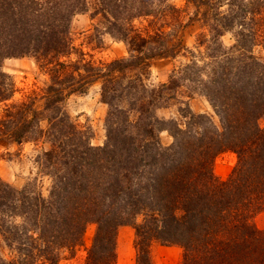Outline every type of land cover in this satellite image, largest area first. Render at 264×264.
I'll list each match as a JSON object with an SVG mask.
<instances>
[{
	"label": "trees",
	"instance_id": "16d2710c",
	"mask_svg": "<svg viewBox=\"0 0 264 264\" xmlns=\"http://www.w3.org/2000/svg\"><path fill=\"white\" fill-rule=\"evenodd\" d=\"M86 1L0 0V137L14 143L45 138L42 162L51 178L45 197L0 178V238L7 249L0 264H60L82 244L89 223L96 231L83 264H116L119 224L134 229L136 264H152L154 242L181 247L180 264H264V229L253 223L264 211V0H188L205 5L204 16L214 12L205 23L209 37L204 35L198 56L149 86L140 77L148 59L181 51L180 44H170L179 9L164 0L146 9L168 29H147L132 45L130 38L126 58L63 62L60 56L71 49L70 17ZM100 2L117 8L140 3ZM225 32L233 37L229 46L220 40ZM22 54L34 56L48 84L19 100L1 63ZM94 81L110 106L102 146H92L89 132L76 128L60 106L63 90L82 91ZM186 85L206 98L216 120L188 106L178 109L182 122L155 115ZM36 90L45 100L42 112L32 108ZM160 131L171 135L169 146L161 144ZM224 151L237 161L222 181L213 162Z\"/></svg>",
	"mask_w": 264,
	"mask_h": 264
},
{
	"label": "rangeland",
	"instance_id": "374dc122",
	"mask_svg": "<svg viewBox=\"0 0 264 264\" xmlns=\"http://www.w3.org/2000/svg\"><path fill=\"white\" fill-rule=\"evenodd\" d=\"M139 1L138 5L131 8L121 2L117 8L115 4L114 6L108 3L103 5L100 0H87L86 7L70 17L67 43L71 49L68 51L70 53L63 57L60 56V59L67 62L83 57L85 60L93 58L94 61L107 62L113 59L126 58L129 55L128 41L130 38L131 45L132 42L134 44L139 43L145 36L147 29L153 32L159 28L160 24H163L160 29L166 31L168 28L165 27L163 19H160L158 15H146L144 12L147 11L146 9L159 6L158 0H152L155 1L153 4H149V0ZM209 1L213 0H202L201 2L207 3ZM164 2L165 5H172L179 9L176 16L179 26L175 33V40H172L170 44H180L181 51L174 57L156 56L148 59V66H144L140 70V77L148 86L158 85L165 81L173 69L186 62L189 57L199 55V50L202 49L199 46L204 35L209 37L205 27L206 19L210 20L211 14H214L213 11L208 10L204 16L205 5L202 3H198L195 7L188 0H164ZM225 8L224 5L222 9ZM105 11L110 16V22L104 16ZM112 34L115 36L112 37ZM125 35L127 41L124 39ZM220 40L224 46H229L233 42V37L230 33L225 32ZM139 54L142 55V53ZM1 66L17 88L14 99L26 98V92L40 87L44 88L48 84V75L44 71L45 69L38 64V61L31 54L7 57L2 61ZM80 72L83 70L81 69ZM132 73L134 72L130 74ZM100 88L99 81L85 85L82 91L79 89L69 92L68 89L70 90V88H67L62 91L65 95L60 102L61 111L68 115L74 126L89 132V141L92 146H102L106 141L107 134L104 120L110 106L102 102ZM36 91L32 108L42 112L45 100L41 93ZM115 104L120 106L118 101ZM118 106L116 107L119 108ZM183 106H188L195 114L203 113L216 120L214 111L206 98L188 85L182 86L177 99L171 101L168 107L155 110V115L160 119L173 118L182 122V116L178 109ZM3 107V104H0V109ZM158 136L163 146H169L173 141L167 131H160ZM3 137H0V178L16 189L28 185L42 196H47L51 186V178L47 175V169H45L42 158L44 152L49 148L48 142L45 141V138H41L35 142L14 143L12 140ZM236 161V154L231 151L219 153L213 162V173L216 178L222 181L226 180ZM253 223L256 228L264 229V211L255 216ZM95 231L96 224H87L82 244L75 248L74 253L66 254L61 259L60 264H83L87 248L92 244ZM134 241L135 232L132 226L119 224L116 227L114 240L116 264H136ZM0 254L7 255V249L1 238ZM150 257L152 264H180L182 248L178 245L154 242L150 246ZM37 264H47V262L38 260Z\"/></svg>",
	"mask_w": 264,
	"mask_h": 264
}]
</instances>
